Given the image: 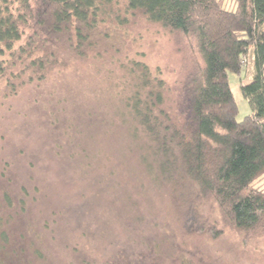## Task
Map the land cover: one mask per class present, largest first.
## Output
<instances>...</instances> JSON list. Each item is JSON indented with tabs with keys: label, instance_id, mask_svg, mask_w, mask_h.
<instances>
[{
	"label": "trees",
	"instance_id": "1",
	"mask_svg": "<svg viewBox=\"0 0 264 264\" xmlns=\"http://www.w3.org/2000/svg\"><path fill=\"white\" fill-rule=\"evenodd\" d=\"M115 1L0 0V95L16 97L55 72L121 56ZM126 10L178 36L188 54L175 92L160 72L127 59L114 67L123 75L111 71L109 99L84 82L65 95L58 111L64 125L55 123L66 139L68 168L84 181L91 223H103L98 230L106 233L111 217H133L136 205L123 192L143 189L130 177L143 169L155 187L172 189L187 235L215 240L226 227L263 237L264 184L257 181L264 177V0H128ZM252 54L256 76L241 89L253 112L239 122L229 74H241ZM9 168L0 176V264H26L33 248L41 258L33 241L41 238L39 225L23 218L31 210ZM111 192L114 210L105 204ZM205 201L213 203L206 212ZM94 207L101 212L93 215Z\"/></svg>",
	"mask_w": 264,
	"mask_h": 264
},
{
	"label": "rangeland",
	"instance_id": "2",
	"mask_svg": "<svg viewBox=\"0 0 264 264\" xmlns=\"http://www.w3.org/2000/svg\"><path fill=\"white\" fill-rule=\"evenodd\" d=\"M127 3L128 0H116L110 6L112 19H116L113 25L121 27L124 49L121 56L112 55L106 65L88 63L55 72L43 83L26 87L16 97L5 99L0 95V176L8 165L16 184L15 192L26 200L31 210L23 213V218L33 216L39 225L36 233L41 237L39 241L33 239L42 250L41 258L34 256L33 248L26 264H264V236L248 238L226 227L215 240L183 232L181 213L171 197L172 189L155 187L143 169L130 174L134 178L132 184L139 180L143 189L128 186L129 194L123 192L136 205L132 207L133 217L128 220H122L119 214L111 217L108 224L113 227L106 233H100L103 223H91L87 215L90 202L81 197L87 191L81 190L84 181L68 168L64 158L68 155L63 144L66 139L62 126L58 125L60 121L64 125V120L58 111L65 103V95L75 93L72 89L84 82L97 94L103 93L104 100L109 99L112 97L111 71H116L117 76L123 75L114 67H119L117 61L127 59L143 61L153 72H160L175 92L188 54L187 46H183L178 36L147 20L142 13H129ZM246 61L241 74H229L239 122L253 112L241 89L256 76L253 54ZM111 62L115 66H109ZM56 120L59 122L55 123ZM56 152L61 155L59 159ZM128 170L123 180L120 179L125 183ZM257 183L258 186L264 184V177ZM24 188L27 193L23 195ZM108 199L106 208L114 210L111 206L113 192L108 194ZM120 205L122 203L116 205V211ZM212 205L205 201L201 206L206 212ZM91 210L93 215L101 212L100 207ZM219 225H223L222 221ZM26 247L30 250V246ZM130 256L133 257L127 260Z\"/></svg>",
	"mask_w": 264,
	"mask_h": 264
}]
</instances>
